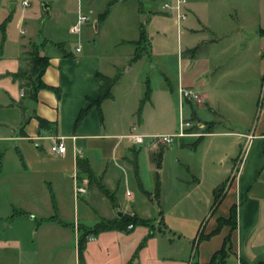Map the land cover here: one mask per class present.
I'll list each match as a JSON object with an SVG mask.
<instances>
[{
    "label": "crops",
    "instance_id": "0c3cea01",
    "mask_svg": "<svg viewBox=\"0 0 264 264\" xmlns=\"http://www.w3.org/2000/svg\"><path fill=\"white\" fill-rule=\"evenodd\" d=\"M13 1L0 0V264H39L40 244L46 246L43 264H64L63 238L68 232L74 241L71 264H78V234L73 225L89 228L101 219L119 218L117 212L151 221L152 228L137 226L142 231L134 227L127 233L98 234L86 242L82 264H207L226 237L229 242L225 255L222 259L216 255L215 264H264V24L259 15L231 7L217 30L204 21L201 6L211 19L217 20L218 0H186L187 14L182 24L189 44L181 51L182 70L173 81L166 66L157 62L163 82L156 83L154 89L142 60L146 56L158 58L168 54L159 37L164 30L157 27L173 17L161 10V5L152 7L155 1L146 0L149 3L143 7L141 0H104L103 10L107 4L110 6L98 23L97 17L103 10L95 8V0H80L76 9L68 13L53 9L47 0H38L48 4L41 30L30 34V38L19 39L8 55L5 47L8 26L14 22L23 36L34 22L30 19L40 21L42 14L34 10L27 15L22 5L18 11ZM22 1L29 5V0L19 2ZM221 1L224 4L228 0ZM78 14L85 15L88 22L77 34H70L69 28ZM189 18L192 23H187ZM51 25L58 30V36L50 33ZM179 28L180 23L176 24L177 34ZM140 35L144 42L138 47ZM29 41L36 45L43 41L60 44L70 56L63 57L52 47L38 48V56L47 57L40 81L57 89L59 96L48 89L37 90L32 111L26 116V95L19 96L25 78L18 75L30 68L29 61L22 57ZM138 49V58L132 60ZM134 70L138 72L132 78ZM96 75L114 80L111 97L101 101L98 108L87 109L89 102L98 97ZM178 87L191 89L197 101L179 104ZM146 89L148 97L142 101ZM175 103L178 119L185 114L184 119L203 126L189 131L200 135L177 137L170 145L147 140L144 148L126 138L132 129L146 137L162 135L154 131V123L165 111H173ZM85 109L82 119L74 125ZM200 109L209 111L214 120L202 119ZM38 118L46 122L42 128L38 126ZM55 139L63 141L64 154L50 153V143ZM174 141L178 152L188 146L194 151L201 148L197 172L191 176L193 183L187 188V195L197 196L194 205L197 214L191 219L176 216L178 222L193 226L195 233L199 229L193 261L190 247L180 239L181 232L171 228L177 236L168 238V225L162 221L159 207L165 155ZM141 150L150 156L148 166L157 176L156 197L143 190L140 182ZM76 160L90 168L97 182L112 196L113 205L94 184L87 183L85 174L76 167ZM175 162L179 167L177 171L174 169L173 176L178 179V170L187 167V163L178 156ZM74 180H86L85 193L77 197L73 193ZM131 182L137 190L140 186L148 194L147 197L139 190L146 200L155 203L157 217L139 213L131 200ZM203 184L206 189L201 193ZM214 191L218 195L215 205ZM94 200L105 206V213L97 211ZM69 202L72 222L62 214ZM231 207L235 208L234 228L222 225L211 234L217 220L227 219ZM83 209L88 211L85 216L80 213ZM82 220L92 224L85 225ZM149 232L151 236L138 249ZM163 240L168 242L166 250L162 249ZM87 250L91 251L90 256Z\"/></svg>",
    "mask_w": 264,
    "mask_h": 264
},
{
    "label": "rangeland",
    "instance_id": "374dc122",
    "mask_svg": "<svg viewBox=\"0 0 264 264\" xmlns=\"http://www.w3.org/2000/svg\"><path fill=\"white\" fill-rule=\"evenodd\" d=\"M20 0H14V5L16 7V9L19 11V9L22 7L21 6V2H19ZM48 2H51V7L54 9V7H57V9L62 12V13H68L70 11H73L74 9H76V3L79 2L80 0H47ZM55 1L57 2V6L55 5ZM142 1V6L145 7L146 4H148V1ZM155 1V4H153L152 7H160L161 5V0H152ZM239 1L243 2V3H239ZM46 1H35V0H29V5L28 7H22L25 10V14H30L32 13V11H39L41 12V4L44 3ZM104 2V0H95V8L97 10H103V6L102 3ZM47 3V2H46ZM202 7V11L201 13H203L202 17H204V21L206 23H209L212 27L220 28L221 29V20L224 15V13L226 12H230V8L231 7H237L239 9H244L245 12L247 13H251V14H258L260 17V22L262 24H264V0H228L225 1L224 4L222 3L221 0H218V18L216 19H211L210 16H208L207 12H205V8L203 6ZM101 8V9H100ZM99 11V12H101ZM186 12V11H185ZM42 13V12H41ZM54 13V11L52 12ZM40 21L38 19L35 18H31L30 20L34 21L32 24H29V29L26 31L25 35L21 36L18 33L17 27L16 25L13 24L10 26H8L7 31H6V43H5V47H6V52L8 55L12 54V52L14 51L15 47H17L18 41L19 39L24 40L27 38H30V34L33 33L36 34L38 31L41 30L42 25L41 23H43L46 18L42 16V14H40ZM184 22V21H183ZM190 18L189 21H187V23H190ZM192 23V22H191ZM7 24V23H6ZM157 28H163L164 30V34L159 33V37L161 39H163L164 41V50L166 52H168V54H163L162 56H159L158 58L152 57V56H146L143 58L142 60V64L143 66L147 69L148 73H149V80L151 82L152 88H156V83H160L163 82V77L161 75V70L160 67L156 64L158 63H162L163 65L166 66L167 70H168V76L170 79H172L173 81L175 80L176 77V73L180 70H182V63L180 61H182L183 57H182V52L183 51V46H187L189 43L186 42L187 36L186 34L183 35V24L182 22L180 23V28H179V32L177 34L176 32V23L174 18H170L168 20H165L162 24V27H157ZM48 29H50V33L53 36H58L57 34H59L58 30L56 32L55 28L51 25L48 27ZM154 29V28H153ZM151 36L155 35V31L150 32ZM35 41V40H34ZM144 42V41H143ZM34 45H36L35 42H31L29 41V43L25 44V49L26 51L24 52L25 55L22 56L24 59L29 61V54H31L34 51ZM43 46H46L48 48L52 47L55 49L54 45H52L51 43H43L41 44ZM40 45V46H41ZM139 47V46H138ZM140 53V52H139ZM156 60V62H155ZM141 64V65H142ZM151 66H154L155 68H151ZM137 69V68H135ZM153 71V72H152ZM138 72V71H137ZM137 72L134 70L132 72V74L130 75L132 78L137 76ZM24 73L25 76H27L29 74V70L28 69H24ZM262 81L264 80V76L262 77ZM25 83V82H23ZM260 99L261 96H259V103H260ZM173 111H165L163 116L159 117V120L155 121V127L153 128L154 131L157 134H162V135H169V132H172L175 130V132L177 131L178 127V106L177 104H173ZM199 116L206 120V121H211L214 120L212 114L209 111L206 110H199L198 111ZM183 117L186 118V115L183 114ZM136 130H137V126H135ZM174 132V133H175ZM146 142L147 140H145V143L143 145H141V148H144L146 146ZM177 147V142L174 141V143L168 148V152H166V167H165V172L162 175V184L160 186V190H161V195L159 197V207L160 210L162 212L161 218L163 219L162 221L165 223L166 226V232H168V238H172L173 236H177L176 233L173 234L172 229L178 230L179 232H181V240L183 239L185 241V244L188 245V248L190 247V251H191V261L195 260V244L197 242V238H198V230L199 229H195V231H197L196 233L194 232V228L193 226H186V224L184 222H178V219L176 218L177 215H181L186 219H191L193 218V216H195V214H197V210H195L194 205L195 201L197 199V196L194 194L191 195H187V192L189 191L187 188L189 185H191L192 182V177L194 175V173H196V169L198 168L196 165L197 159L199 157L200 154V150L201 148H198L196 151H194L193 147L188 146L186 149H183V151L178 152L176 150ZM175 156L178 157H183L186 160V165L187 167H184L180 170H178V179L174 178V174L173 171L174 169H176L175 171H177V164L175 162ZM149 157V158H148ZM150 156L144 151L141 150V154H140V158H139V167H140V172H139V178H140V182L142 185L143 190H145L148 193H153V188H154V184H155V173L150 171V167L148 166V163H150L149 160ZM196 171V172H195ZM158 179H159V175H158ZM206 189V185H202L200 188L201 193L204 192V190ZM129 190L132 194L131 200H133V202H135L136 206H137V210L139 211V213L143 216L146 217H151V218H155L157 217V207L155 205L154 202H149L148 200H146L139 192V190H137L134 187V182L130 183L129 186ZM196 198V199H195ZM126 199L128 200L129 197L127 196ZM96 204L97 207V211L99 213H105V206L98 201H93ZM69 207H65L62 214L65 218H67L70 222H72V214H73V209H72V205L69 202ZM106 205L108 206V202H106ZM82 212V215L85 216L88 211L87 209H83L82 211H80V213ZM210 213V212H209ZM92 214V213H91ZM82 223L85 225H91L92 223L82 220ZM79 225H73V229L75 231V233L78 234V228ZM4 228V227H3ZM154 229V228H153ZM136 231H142L140 227H137L135 229ZM194 232V233H193ZM69 234H65L64 238H63V242H64V252H63V261L64 264H71V253L73 251V235L68 232ZM167 234V233H166ZM188 240H191L189 242H187ZM90 242V241H88ZM106 242V241H105ZM109 246V242H106ZM167 241L163 240L161 242L162 246H163V250H166V246H167ZM38 256H39V264H43V260L42 258L45 255V248L46 246L44 244H40L38 245ZM92 244H90L89 247H91ZM91 250V248H89ZM177 249V248H176ZM178 250V249H177ZM170 251V250H169ZM175 251V250H173ZM176 252V251H175ZM87 255H91V251L87 250Z\"/></svg>",
    "mask_w": 264,
    "mask_h": 264
},
{
    "label": "trees",
    "instance_id": "16d2710c",
    "mask_svg": "<svg viewBox=\"0 0 264 264\" xmlns=\"http://www.w3.org/2000/svg\"><path fill=\"white\" fill-rule=\"evenodd\" d=\"M110 4H107L105 9L103 10V12L97 17V22L100 23L104 17L106 16L107 12H108V8H109ZM5 22L2 23L1 26H4ZM144 41V37L143 35H140L138 41L136 42V46H139L141 43H143ZM47 43L46 41H43V43ZM52 45H54L55 49L63 56V57H68L70 56L68 53H65L60 44H56V43H51ZM40 47V45H34V51L29 54V74L27 76H25V73H19L18 76H22L25 78V83L20 87V89L23 90L24 94L26 95V100L32 102L34 99V95L36 93L37 90L39 89H48L51 90L54 95L56 97L59 96V91L57 89L54 88H48L45 85H43L40 81V77L42 72L44 71V69L47 66V57H40L37 54L38 48ZM138 54H139V49L136 51V53L134 54L132 60H136L138 58ZM96 78L99 82V88H98V97L95 101H90L88 104V107H95L98 108L99 103L105 99H109L111 97L110 94V89L112 87V85L114 84V80L110 79V78H106L104 76L101 75H96ZM148 89L145 90L144 95H143V100H146L148 97ZM81 111L76 120L74 125H76L84 116V114L86 113V110ZM37 123L38 126L40 128H42V126H44L46 124L45 121L41 120V119H37ZM76 167L78 168V170L80 172H82L83 174H85L86 179H87V183L88 184H94L97 188V190L100 192V194L102 196H104L105 198H107L109 200V202L113 205V198L112 196L100 185L99 182H97V180L95 179L93 173L91 172L90 168L83 163L80 160H76ZM139 187V190L142 194H144L145 196L148 197V194L143 192L142 189ZM221 189H218V192H220ZM217 191V190H216ZM216 191H214L213 194V205L216 204L217 199H218V195L217 193H215ZM154 196H157L158 193V180H157V176L155 177V186H154V190H153ZM234 218H235V208L231 207L228 213V217L226 220H217V226L214 229V231H212L211 234H213L215 231H217L220 226L222 225H227L229 226L230 230H232L234 228ZM151 221L148 220H141L139 219L136 215L132 214L130 216L128 215H121L119 218H114L111 220H106V219H101L99 220L96 224H94L93 226L89 227V228H84L82 226H78L77 230H78V235L76 238V258H77V262L78 264H82V254L84 251V247L86 244V239L85 237L87 235H92L93 237L97 236L100 233L103 232H108V231H120V232H129L131 229H133L134 227L137 226H143V227H148L149 230H151L152 226H151ZM130 225L131 229H126V227ZM151 236V232H149L148 234H146V236H144V238L142 239L141 243L138 245V249L141 248L143 246V244L145 243V241ZM200 237L198 236L197 239H199ZM229 240L228 237H226L224 239V241L222 242V245L220 247V249L214 254V256H212V258L210 259V261L207 264H215V257L216 255H218L220 257V259H222L225 255V247L228 244Z\"/></svg>",
    "mask_w": 264,
    "mask_h": 264
},
{
    "label": "built area",
    "instance_id": "2783aa9c",
    "mask_svg": "<svg viewBox=\"0 0 264 264\" xmlns=\"http://www.w3.org/2000/svg\"><path fill=\"white\" fill-rule=\"evenodd\" d=\"M22 6H27L26 1L21 2ZM186 0H166L161 3V10L171 14L176 22V24L181 23L186 18L185 12ZM88 22V18L83 14H78L73 25L69 28L70 34H77L81 28V26L85 25ZM77 48H74V51H77ZM24 92L22 89L19 90V96L23 97ZM177 99L178 103L181 104L184 101H197L198 97L195 92L191 89L178 87L177 89ZM178 129L175 133L169 135H159L153 137H146L134 132L126 135V138L134 145L141 146L145 143V140H148L149 143H156V144H164L170 145L173 140L177 137H185L191 135H200V134H193L189 132L193 128L203 129V126L200 123L190 121L189 119H184L183 117L179 116L178 119ZM149 138V139H148ZM147 143V142H146ZM65 145L61 139H55L50 143L49 151L55 155H62L65 153ZM85 186L86 180L77 181L74 180V187L73 193L74 196L77 197L78 195H82L85 193ZM126 229H131V226L128 225ZM86 241L94 240L92 235H87L85 237Z\"/></svg>",
    "mask_w": 264,
    "mask_h": 264
},
{
    "label": "water",
    "instance_id": "95a60500",
    "mask_svg": "<svg viewBox=\"0 0 264 264\" xmlns=\"http://www.w3.org/2000/svg\"><path fill=\"white\" fill-rule=\"evenodd\" d=\"M46 10H48V4L46 2L42 3L41 4V12H42V15L45 17L46 16ZM26 108H27V112H26V116H28L31 111H32V108H33V103L28 101L26 103ZM116 216L117 217H120L121 216V213L120 212H117L116 213Z\"/></svg>",
    "mask_w": 264,
    "mask_h": 264
}]
</instances>
